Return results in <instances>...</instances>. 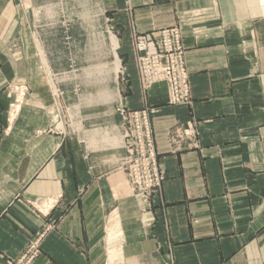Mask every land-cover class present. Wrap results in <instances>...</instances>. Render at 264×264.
<instances>
[{"label":"crops","instance_id":"obj_1","mask_svg":"<svg viewBox=\"0 0 264 264\" xmlns=\"http://www.w3.org/2000/svg\"><path fill=\"white\" fill-rule=\"evenodd\" d=\"M45 1L0 0V264L48 225L32 264H264V0H95L120 43L121 102L153 110L165 181L148 199L131 192L121 169L113 108L82 112L86 132L69 111L65 133L49 130L57 126L49 84L30 59L27 29L47 22L28 17ZM168 27L182 32L191 85L184 104H170L162 82L143 92L133 62L134 33ZM56 34L42 30L40 43L60 73L68 57ZM58 84L71 108V83ZM19 85L27 91L10 118ZM114 225L120 239L107 248Z\"/></svg>","mask_w":264,"mask_h":264},{"label":"rangeland","instance_id":"obj_2","mask_svg":"<svg viewBox=\"0 0 264 264\" xmlns=\"http://www.w3.org/2000/svg\"><path fill=\"white\" fill-rule=\"evenodd\" d=\"M83 1H87V4L92 6L87 13L72 0H49L38 4L34 9L29 10L28 17L41 22L45 19L47 22L44 25L32 22L27 29L30 38L29 47L32 51L30 59L33 65L42 68L48 80L51 98L49 111L52 112L55 108L52 88L62 89L58 84L59 79H62L64 83L70 82L72 94L69 95H72L75 100L70 101L71 108H69V101H65L69 91L66 95L63 89L64 95L59 101V107L63 111H69L71 121L78 122L76 127L78 129H75L84 132L86 128L89 130L91 127L85 128L84 122L80 119L82 112L94 108H113L116 114V107L126 88L127 76L124 72V61L119 53L120 43L113 26L110 25L109 17L102 8L98 7L95 0ZM74 20L77 24V35L80 36L78 40L70 33ZM42 30L44 35L57 33L56 35L60 37L68 57L67 70L60 73L51 71L50 59H47L40 43ZM25 87L27 91V86ZM15 94L17 95L18 91H15ZM115 114L112 113V115ZM72 116H74L73 119ZM65 121L68 123L69 116L65 118ZM67 123H64V127ZM74 125L72 127H75ZM53 129L49 128L50 131ZM106 242L109 248L107 235ZM110 262L112 261H108Z\"/></svg>","mask_w":264,"mask_h":264},{"label":"built area","instance_id":"obj_3","mask_svg":"<svg viewBox=\"0 0 264 264\" xmlns=\"http://www.w3.org/2000/svg\"><path fill=\"white\" fill-rule=\"evenodd\" d=\"M182 32L179 27H168L153 32L150 35L133 36V62L140 89L145 92L152 85L162 82L167 88L170 104H184L191 98L190 78L186 68ZM18 91L14 102L9 104L8 116L18 112V106L25 94L26 87L19 85L13 88ZM19 95V96H18ZM64 91L59 87L52 88L55 131L65 133L64 123L68 111L59 107V101ZM120 117L122 133L121 147L125 151L121 159V169L125 171L131 192L145 199L158 195L165 181V174L157 162L154 134L151 124L152 108L143 106L138 109L125 108L121 100L116 107ZM62 123L60 126L59 124ZM52 131V130H51ZM186 136L193 135V130H184ZM87 157L86 155L84 156ZM36 234L27 243L22 253L7 264H32L40 254V245L45 232ZM172 261L167 264H171Z\"/></svg>","mask_w":264,"mask_h":264},{"label":"bare ground","instance_id":"obj_4","mask_svg":"<svg viewBox=\"0 0 264 264\" xmlns=\"http://www.w3.org/2000/svg\"><path fill=\"white\" fill-rule=\"evenodd\" d=\"M120 239V232L117 229V225L112 226L108 229V240L109 241H117ZM119 253V249L117 247L110 248L108 251V255L110 259H114Z\"/></svg>","mask_w":264,"mask_h":264}]
</instances>
